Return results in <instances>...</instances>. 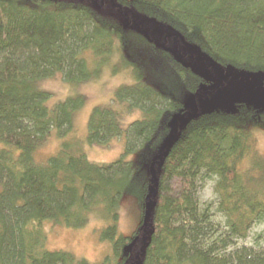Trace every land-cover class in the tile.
I'll list each match as a JSON object with an SVG mask.
<instances>
[{
	"label": "trees",
	"instance_id": "trees-1",
	"mask_svg": "<svg viewBox=\"0 0 264 264\" xmlns=\"http://www.w3.org/2000/svg\"><path fill=\"white\" fill-rule=\"evenodd\" d=\"M127 11L178 33L210 62L264 75V0H0V264H95L46 248L43 228L46 221L79 228L92 218L103 219L99 238L111 245L100 264H264V246L244 242L264 221V155L255 149L264 110L253 104L189 117L161 158L182 101L138 69L137 81L120 86L109 105L94 107L88 122L92 145L125 134L119 158L91 162L68 139L46 162L35 160L54 130L74 128L85 101L78 95L50 107L51 92L40 82L61 75L84 83L121 50L125 35L147 42L124 27ZM165 58L187 89L210 84L170 52ZM116 101L141 112L125 130ZM213 178L214 210L198 193ZM126 195L138 199L142 213L129 236L118 227Z\"/></svg>",
	"mask_w": 264,
	"mask_h": 264
},
{
	"label": "rangeland",
	"instance_id": "rangeland-1",
	"mask_svg": "<svg viewBox=\"0 0 264 264\" xmlns=\"http://www.w3.org/2000/svg\"><path fill=\"white\" fill-rule=\"evenodd\" d=\"M120 19L125 28L135 30L144 39L148 38V41H142L137 35H125L126 39L121 50L115 49L110 54L111 57L102 64L99 75L84 83H68L61 75L40 82V88L51 92L48 101L50 107L68 97L78 95L83 96L85 101L75 112L74 128L71 131L59 134L57 130H54L50 137L36 149L37 162H46L50 156L59 151L62 142L68 139L80 147L91 162L102 164L119 158L125 148V134L111 140L109 145H92L88 142V122L94 107L109 105L120 86L137 81L138 69L142 70L146 80L158 90L165 94L179 96L183 107L189 111H193L194 108H197L199 112L211 109L232 110L236 102L242 98L241 93L246 91L245 83L240 80H229L215 92L208 93L209 88L203 87L198 91L203 96L196 98V105L189 104L191 94L194 92L187 89L186 82L178 78L176 70L170 64L171 61H166L165 54L169 51L174 60L181 61L184 65H192L194 70L201 72L208 78L210 85H213L220 81L216 70L208 67L206 61L209 60L196 48H187L181 37H175L173 30L163 28L140 14L127 11ZM168 35L170 37L165 41L163 37ZM176 42L181 48V55L175 50ZM89 58L90 64L96 66L92 56ZM209 76L215 77V80ZM204 93L208 94L204 95ZM126 106L120 101L112 105L115 110L122 112L124 130L141 115V112L135 108L133 112H127ZM255 143L256 152L264 155L263 132H256ZM245 163L249 164V158L245 160ZM198 193L202 205L210 204L211 209L214 210L217 203L215 179H208L201 183ZM119 210V231L125 236L132 235L138 228L142 216L138 199L132 195L124 196ZM217 217L219 218L218 215ZM103 224V219L100 218H92L89 223L79 228L46 221L43 224L46 234L45 246L49 250H67L91 263L100 264L111 252L110 243L102 242L99 238V230ZM244 242L249 245L264 246V221L254 225Z\"/></svg>",
	"mask_w": 264,
	"mask_h": 264
},
{
	"label": "water",
	"instance_id": "water-1",
	"mask_svg": "<svg viewBox=\"0 0 264 264\" xmlns=\"http://www.w3.org/2000/svg\"><path fill=\"white\" fill-rule=\"evenodd\" d=\"M174 35H175V37L176 36L181 37L178 33H175V32H174ZM170 36H171V34H170ZM182 40L187 45V48L191 49V47H194L197 49L196 46L186 42L183 38H182ZM177 44L178 43L176 42V45H175L176 52L179 51L178 49L181 50L180 47L177 48ZM206 62L208 63V67H211V68L216 70L218 79L220 81L217 84L212 83L213 85L209 84L208 86H206V88H209L208 93L217 91L220 87H222L224 85L225 82H227L229 80H232V81L240 80L241 82L245 83L246 91H243L241 93L242 98H240L239 100L244 101V102L248 103L249 105L253 104L257 108H259L260 110H264V75L260 74V76L253 77L251 74L247 73L245 70H236L235 71L232 67H229V66L227 68H224V67L220 66L219 64H217L216 62H210V61H206ZM186 66L191 67L192 70L196 74L200 75L203 79H206L208 81V78L205 77L201 72L194 70L192 65H186ZM213 76H214V74H213ZM209 78H211L212 80H215V77L213 78V77L209 76ZM202 87H205V84L202 83L200 88H202ZM208 93H206V94H208ZM206 94L204 93V95H206ZM198 96L202 97L203 95L198 93V91L192 93L189 104L196 105V98ZM198 113H199V111L197 108H194L193 111H189L183 107V109L180 112L175 114L174 119H173L174 133L170 137L168 144H167L166 151L163 153L161 158H164L168 155L169 150H170L171 146L173 145L175 138L178 134L179 124L186 121L189 117L195 116ZM154 170H155V168H154V164H153L152 165V171L154 172ZM151 207H152V205L149 206L147 204L146 211H145V217H144V225H146V222H145L147 219L146 216L149 214Z\"/></svg>",
	"mask_w": 264,
	"mask_h": 264
},
{
	"label": "flooded vegetation",
	"instance_id": "flooded-vegetation-1",
	"mask_svg": "<svg viewBox=\"0 0 264 264\" xmlns=\"http://www.w3.org/2000/svg\"><path fill=\"white\" fill-rule=\"evenodd\" d=\"M163 37V36H162ZM170 36L168 35V36H166V37H163V39L165 40V41H167V39L169 38ZM166 43V42H165ZM177 48H179V46H178V44H177ZM179 51V54L181 55V50L180 49H178ZM169 52V51H168ZM201 83V82H200Z\"/></svg>",
	"mask_w": 264,
	"mask_h": 264
}]
</instances>
